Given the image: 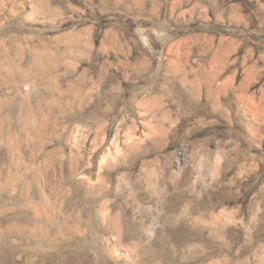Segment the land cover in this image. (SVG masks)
<instances>
[{
    "label": "rangeland",
    "instance_id": "obj_1",
    "mask_svg": "<svg viewBox=\"0 0 264 264\" xmlns=\"http://www.w3.org/2000/svg\"><path fill=\"white\" fill-rule=\"evenodd\" d=\"M0 264H264V0H0Z\"/></svg>",
    "mask_w": 264,
    "mask_h": 264
}]
</instances>
